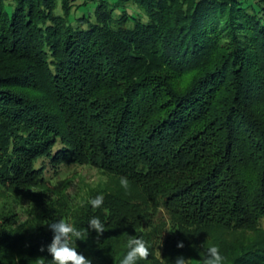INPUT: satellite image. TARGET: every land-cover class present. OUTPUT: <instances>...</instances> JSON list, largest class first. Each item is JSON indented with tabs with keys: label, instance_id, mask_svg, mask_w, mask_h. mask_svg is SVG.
<instances>
[{
	"label": "trees",
	"instance_id": "1",
	"mask_svg": "<svg viewBox=\"0 0 264 264\" xmlns=\"http://www.w3.org/2000/svg\"><path fill=\"white\" fill-rule=\"evenodd\" d=\"M86 3L0 0V192L44 182L43 158L118 183L24 218L18 195L0 205V264H52L44 219L93 216L103 235L73 243L92 264H119L129 236L149 244L138 264H160L170 227L194 239L216 224L253 232L222 239L226 264H264V0H97L71 18Z\"/></svg>",
	"mask_w": 264,
	"mask_h": 264
},
{
	"label": "rangeland",
	"instance_id": "2",
	"mask_svg": "<svg viewBox=\"0 0 264 264\" xmlns=\"http://www.w3.org/2000/svg\"><path fill=\"white\" fill-rule=\"evenodd\" d=\"M81 1L82 0H73L74 4H72V10L74 9L75 4ZM96 3L97 0H87L86 4L79 5L77 9L72 12L73 14L71 15V18L80 16L82 13L88 14L89 12L93 15V9ZM128 10L135 15L142 14L144 11L142 6L135 4L132 7H129ZM42 161L45 162L43 174L46 179L44 182L20 191L13 190L10 192H0V205L4 206L5 203L9 204L12 199H14V196L18 195L19 201L12 205L18 209L21 218H24L29 215L28 210L31 206L39 212L50 208L49 202L52 198L58 197L63 199L69 196V199H71L69 203L71 202L73 205H79L84 200H87V197L91 193L97 190H103L104 188H108L109 186L118 183L115 177H112V175L91 164L70 163L60 166H52L47 158H43ZM27 192L33 193L36 196L41 195L39 198L40 201L33 200L35 198L33 194L30 195V200L28 195H26L28 194ZM43 194L48 199L47 201L43 198ZM156 210L158 211V209ZM149 213H151V211H149ZM66 221L70 222V220ZM260 223V225L264 226V219L260 220ZM44 225L47 228L49 227L48 220L44 219ZM170 231L174 236L176 235L174 244L170 249H164L159 240L155 242V255L159 258L160 264H172L173 260L178 255H183L186 258L191 259L193 256H198L202 259L206 255L207 247L210 245L218 246L221 254L227 259L222 250V239L226 235L233 240V243L231 244L237 243L235 245H239V243L242 242L245 244L253 238V232L251 229H228L226 225L221 224L211 226L209 229L210 232L201 233L194 239L189 238L190 231H182L177 234V230L174 228L172 229L171 227ZM178 242H183L184 247L177 248Z\"/></svg>",
	"mask_w": 264,
	"mask_h": 264
},
{
	"label": "clouds",
	"instance_id": "3",
	"mask_svg": "<svg viewBox=\"0 0 264 264\" xmlns=\"http://www.w3.org/2000/svg\"><path fill=\"white\" fill-rule=\"evenodd\" d=\"M147 22V17H145ZM130 181L126 176L120 177V185L124 189L129 187ZM93 209H99L103 206V194L90 198L87 201ZM83 205V202H81ZM107 212V209H105ZM50 230L53 232V239L47 246V252L51 256L52 264H92V259L78 251L73 246L74 241H83L89 235V231L95 232L97 236H102L105 231V225L98 216H93L88 221L85 229H77L72 223L65 219H60L50 223ZM171 232V231H169ZM162 243V241H161ZM161 245V244H160ZM183 242L177 243V248H183ZM126 255L120 260L119 264H138V261H144L151 255L149 244L143 238L129 236L127 239ZM44 251V248H41ZM172 264H193V259L178 255ZM199 264H226V258L221 254L218 246L210 245L206 249V255Z\"/></svg>",
	"mask_w": 264,
	"mask_h": 264
}]
</instances>
